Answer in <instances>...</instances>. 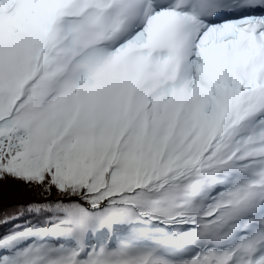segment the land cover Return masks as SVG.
<instances>
[{
  "label": "snow or ice",
  "instance_id": "6c2138e0",
  "mask_svg": "<svg viewBox=\"0 0 264 264\" xmlns=\"http://www.w3.org/2000/svg\"><path fill=\"white\" fill-rule=\"evenodd\" d=\"M5 179L0 264H264V0H0Z\"/></svg>",
  "mask_w": 264,
  "mask_h": 264
},
{
  "label": "trees",
  "instance_id": "16d2710c",
  "mask_svg": "<svg viewBox=\"0 0 264 264\" xmlns=\"http://www.w3.org/2000/svg\"><path fill=\"white\" fill-rule=\"evenodd\" d=\"M55 193L53 192V196ZM45 197L39 193L36 187H29L22 182L5 179L0 182V213L15 212L21 205H26L31 201L43 200ZM52 197H49L51 199ZM29 219H36L34 214L25 212L21 218V223Z\"/></svg>",
  "mask_w": 264,
  "mask_h": 264
}]
</instances>
